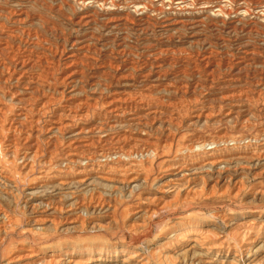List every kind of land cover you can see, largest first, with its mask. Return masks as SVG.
Here are the masks:
<instances>
[{"label": "rangeland", "instance_id": "obj_1", "mask_svg": "<svg viewBox=\"0 0 264 264\" xmlns=\"http://www.w3.org/2000/svg\"><path fill=\"white\" fill-rule=\"evenodd\" d=\"M11 1L12 0H0V9L2 10V11L0 10V33H1L0 43H4V42L7 43L8 42L7 45H8V48L10 51H12L14 53H18V54L22 53L23 55H26L29 58L32 57L31 59H29L31 65L29 66L30 68H28L27 73L25 74V78H26L25 82H23L24 84H26V83L27 84L26 85L20 84V85H22L21 89L25 88L24 86H26V88H29V86H31V87L33 86L32 89L38 90V91L40 90L39 91L40 93L37 94L38 96H36V94H33L32 96H30L29 99L22 98L23 100L21 99V101H20L21 105H25V107H27L29 104H37V102L41 99V97H40L41 95L46 97V102L48 100L47 104H50V105L52 104V106H49L48 112L50 114L57 113L58 110H59L58 111V113H59L64 107L67 108V107L71 106L70 108L73 109L74 105H76V106L79 105L76 102H80V101H85V103L87 105L91 104L94 106L96 104L95 106H97L98 110L96 111L97 113L96 112L94 113L95 117L94 116H88L87 117V120H88L87 124H90L91 121L95 120V122H96L97 119L100 120L98 122H102L103 120H105V118H104L105 115H108L107 114L108 109L106 107L107 104H105L108 98L117 96V97H122V98L124 97V99L129 98V100L132 98L131 99L132 101L136 100V104L138 105V106L136 105V108H138V109H135L136 112L139 111V112H141L140 113L141 115L143 114L142 115L143 119L145 117V120H143V122H145V124L147 123V121L149 119V121H148L149 123L147 125H145L144 127L143 126L141 127L142 130L145 129L147 131L146 132L144 130L146 133V141L154 142L156 144L160 142L157 145L159 146V148H161V150L163 149L162 150L163 154H162L161 159H159L157 162H155V164H153L152 166L146 165L148 167L144 166L142 169L143 172L144 171L147 172V173L144 172L145 174L153 173V174H149L151 179H153L154 175L159 170L158 168H159V166H161V164H163L165 162L174 161L175 159H181V156L183 155L182 151H183L184 145L189 144L190 142H193V141L194 142L206 141V142L212 144V145H210V147H212L214 145V141L216 140V142H217L216 149L218 148L217 149L218 154L221 153L222 155H226V156L231 155L233 157L240 156L242 158H244V157L247 158V157H250V155L252 154L253 151L258 149V146L260 145V139L262 140L264 138V20H263L264 18L258 13L259 10H255V3L257 0L256 1L255 0H253V1L247 0L248 1L247 5H249V6H247V7H249L248 9L250 10L253 8L252 9L253 11L252 10L250 11V15H249L250 17L246 16V17H244V19L234 15V9L236 8L235 6L237 4L241 3L240 0H233V1L228 0L226 2H223L225 0H219V1L218 0H211L213 3H216L217 5H223L224 3H226V7H227L226 12L228 14L227 15L224 14L222 16L224 18L223 19L224 21L222 20V17H215L212 15L211 10L215 11L216 8L201 9L200 3H202V2L204 3L207 0H197V1L191 0L192 2L191 1L190 2L192 5L190 7L185 8V9L181 8L178 5L179 0H172V1L163 0L164 2L162 1V4H161V0H159V2H158V0H113L112 3L114 2V4H115V6L113 4V7H108V6L104 7L105 10H104V8L90 9V11H88V15H89V17H91L90 18L91 21H89L88 25H86V26H83V25L79 26L76 24V22H77L76 21L77 20L76 19L77 14H75L76 12L73 13L70 10L71 4H69L63 0H60V1H58V0H35V1L29 0L30 2H28V0H24V1L23 0H21V1L20 0H18V1L13 0L12 2ZM19 1L22 3L20 4ZM121 1H122V3H121ZM124 1H127V2L124 3ZM139 1L144 2V4L148 7L146 10V13H145L146 15L144 14V16H135L133 13H131L132 12L131 3L139 2ZM148 1H150L151 3H149ZM154 2L156 5L154 4ZM228 2H230V3H228ZM231 2H232V5L234 7H232ZM16 3L18 6L16 5ZM117 3H118V6H117ZM9 5H10V8H9ZM27 5H28V8H27ZM59 5H62V7ZM228 5H230L231 7ZM18 7H22V8L24 7L25 8L26 13H28L27 14L28 17L30 16L28 18L29 20H27V18H25L26 20L24 18L18 19L16 17V15H15L16 11L15 10H17ZM113 8H116V9H113ZM60 9H62V10H60ZM68 9L71 13H69ZM192 9H195V10H192ZM73 10H75V9L73 8ZM10 11H12L13 13ZM104 11H105V13H104ZM122 11H124V12H122ZM163 12H164V14H163ZM101 13H104V14H101ZM127 13H128V15H127ZM131 14L133 15V17ZM95 16H97V17H95ZM254 16H256V17H254ZM135 17H136V19H135ZM138 17H139V19H138ZM8 18H12V19L14 18V21L12 19H8ZM35 18H37V19H35ZM248 18H250V19H248ZM22 19H23V21L25 20L26 22L25 21L21 22ZM111 19L112 20L114 19L113 20L114 22L111 21ZM122 19H124V20H122ZM186 19H188L189 22ZM195 19H197L196 22L194 21ZM198 19H200V21ZM18 20H20V21H18ZM167 20H168V22H167ZM236 20H238V21H236ZM257 20H260L261 22L257 21ZM69 21H71L70 24H69ZM192 21H194V22H192ZM11 22H13V23H11ZM19 22H20V24H19ZM95 22H96V24H95ZM103 22H104V24H103ZM121 22H123V23H121ZM164 22L166 24L168 23V25H166ZM197 22L198 23L202 22V23H200L201 25L199 24L200 25L199 26V25H197L198 24ZM235 22H238V23H236L238 25H236ZM178 23H180V24H178ZM21 24H22V26L23 25L24 26L22 27ZM121 24H123L124 26ZM185 24H187V25H185ZM113 25H115V26H113ZM194 25H195V27H194ZM117 26H118V28H117ZM228 26H230V27H228ZM28 27H32V28H28ZM106 27H110V28H106ZM232 27H234V28H232ZM82 28H83V30H82ZM174 28H176V29H174ZM77 29H79V30H77ZM174 30H176V31H174ZM19 31H23V32L19 33ZM4 33H6V34H4ZM76 33H79V34L77 35ZM17 34H18V36H17ZM90 37H91V39H90ZM8 38H10V39H8ZM4 39H6V40H4ZM64 39H67V40H64ZM74 39H78L80 41L81 40L83 41V39H84L85 48L83 51L77 53V58L75 60V64L77 67L78 74L76 75V79L74 80L75 84H73V85H75L73 87V91H74L73 93H76V94H72L71 95L72 97H71L68 94L69 85L62 80H63V75H64V68L63 67H65V62H64L65 53H64V51L66 52L67 51L66 48L71 47L70 45H71V43H73ZM86 43H87V45H86ZM36 45L38 48L36 47ZM1 57L0 58L2 60L0 59V62L4 61L6 59V56L4 54L1 55ZM32 59H33V61H31ZM42 59H44V60H42ZM108 61H109V63H108ZM116 63H118V65ZM40 64H41V66H40ZM133 64H134V66H133ZM150 66H151V68H150ZM35 67H36V69H35ZM50 67H51V70H50ZM131 67H133V68H131ZM58 68H60V69L58 70ZM141 70L143 71V73H141L142 72ZM113 71H114V73H113ZM123 71H126V72L124 73ZM81 73H82V75H81ZM118 73H119V75H118ZM143 75H145V78ZM147 75H149V76L147 77ZM156 75H158V76H156ZM53 76H55V78ZM80 76H82V78ZM33 77H35V78H33ZM139 77H141V78H139ZM156 77H159V78L157 79ZM76 80H77V83L79 85L76 83ZM110 82H112V83H110ZM116 82L118 83L117 85H116ZM132 82H134L135 84ZM10 84L14 86V84H12L10 82L9 83H3L0 81V86L3 87V88L0 87V102L6 107L7 110H9V112L6 113V115L4 116L5 118L4 117L0 118V130H1V132H0L1 133L0 134V159L3 158V154L7 153V151H8L7 149H9V147H11L12 144H14L13 142H16V140L18 139L16 134H14V133H12V131L8 130V125L10 124V121L13 118V114H14L13 111H15V109H16L15 106L10 101L8 95L9 94L11 95V93H13L14 91L17 90V89H15V87L11 86ZM32 84H34V85H32ZM57 84H59V85H57ZM155 84H157V85H155ZM5 85H6V87H5ZM20 85H19V88H20ZM55 85H56V87H54ZM65 85H68V86H65ZM95 85H96V88H95ZM100 85L101 86L103 85V86L101 87ZM158 85H160V86H158ZM140 86L142 87V89ZM154 86H156V87L154 88ZM91 87H94L95 89L91 88ZM61 88H63V89H61ZM108 88H109V90H108ZM54 89H55V91H54ZM80 89H81V91H80ZM103 89L105 90V92ZM144 89H146V91ZM152 89H155V90L153 91ZM184 89H186V90H184ZM10 90H11V92H9ZM126 90H128V92H126ZM192 90H194V92ZM106 91H107V93H106ZM175 91H176L177 95L175 94ZM54 92H55V94H54ZM102 92H103V94H102ZM173 92L175 95L173 94ZM98 93H99V95H98ZM1 94H2V96H1ZM39 94H40V96H39ZM109 94H111V95H109ZM231 94L233 96V97L231 96L232 98L229 96ZM225 95L227 97L228 96L229 97L228 98L223 97L224 98V100H223L222 96H225ZM96 96H98V97H96ZM137 96H139V97H137ZM38 97H39V99H38ZM147 97H149V98L147 99ZM174 97L176 99H174ZM192 97H193V99H190ZM15 98H16V96H15ZM33 99H35V100H33ZM59 99H61L62 102ZM145 99H146V101H145ZM225 99H227V100H225ZM152 100L154 102H150ZM169 101L172 104L171 103L168 104ZM160 102L162 103V105ZM221 102H222V104H221ZM168 105L170 106V108L168 107ZM166 106H167V108H166ZM184 106H186V107H184ZM141 107H142V109H141ZM189 107H192V108H189ZM196 107H198V108H196ZM12 108H14L13 111H12ZM50 108H52V109H50ZM199 108L203 109L206 112V118L201 119L199 121H196L193 118V116H194L193 114H195V112L198 111ZM155 109H157L156 113L154 111ZM50 110H52V112ZM140 110H142V111H140ZM217 110H219V111H217ZM243 110L245 112H243ZM152 111H154V112H152ZM180 111L182 112V114ZM192 111H194V112H192ZM246 111H248V112H246ZM218 112H219V114H218ZM179 113L181 114V116ZM227 113H229V116L223 118L225 116V114H227ZM230 113H231V115H230ZM246 113H248V114L246 115ZM155 114H156V116H155ZM169 114H170V116H169ZM190 114H191V116H190ZM96 115H97V117H96ZM165 115H166V117H165ZM150 116H152V117L150 118ZM172 116H174L175 118H173ZM187 116L189 118H187ZM89 117H90L91 121H89L90 120V119H88ZM236 117H237V120H235ZM168 118H169V120H168ZM162 119H164V120H162ZM177 119H178V121H176ZM179 119H180V121H179ZM245 119L247 121L244 122L243 120H245ZM151 121H152V123H151ZM159 121L161 122V126L158 123ZM190 121H192V122H190ZM203 121H205V123ZM125 122L126 121H123L121 124L114 127L115 129L117 127V132L114 128H111V129L108 128L110 131L107 129V127L104 128V132H103L104 134L100 135V137L104 136L106 133H107L106 134L107 137L109 136L105 141L103 140L104 145H101L103 141H102V139H100L99 143L94 144L93 147L90 149V151H88V153L89 152L95 153V152H98L100 150L105 151V152H112L116 149L114 147H118L120 145V143H122V141H123L122 139H124V138H126V139H124L126 142L134 143L136 140L133 141V139H135V137H138L137 132H139L138 130L140 129V127L138 128L136 125H134V124L132 125V123H130L131 125H129V124H126ZM166 122H168V123H166ZM175 123L177 124V126ZM200 123H201V125H200ZM156 124H158V125L156 126ZM193 125L194 126L196 125V126L194 127ZM118 126H120L122 128L124 126L126 128L125 129L123 128L124 129L123 130L122 128H120ZM129 126H132V127H129ZM133 127L134 128L137 127V128H135V130H134ZM168 127H169V129H168ZM185 128H186V130H185ZM149 129L151 131L153 130L152 133H151V131H149ZM113 130H114V132H112ZM125 130H126V132H125ZM131 131H132V133H131ZM2 132H3V134H2ZM113 133L115 135H113ZM130 134H131V136H130ZM165 135H166V137H165ZM3 136L6 138H4ZM67 136H68V134L63 135L64 138H66ZM113 136H114V138H113ZM118 136H119V140L116 139V138H118ZM125 136H127L128 138ZM63 137H57L56 140L54 139L55 141L52 139L53 141L50 142V145L55 144L54 148L49 149L50 146L48 145L49 146L48 147L46 145V150L49 149L48 152H52L51 154H52V157L54 159L62 158L61 156L64 154L63 153L65 151L64 144H62L63 141L61 140ZM132 137H133V139H132ZM224 137H226V138H224ZM249 137H250V139H248ZM192 138H193V140H192ZM239 138H241V139H239ZM2 139L4 141H2ZM120 139H121V141H120ZM164 140H165V142H164ZM224 140L227 141L226 142L227 144L225 143ZM232 140H233V142H232ZM241 140H243V141H241ZM218 142H219V144H218ZM250 142H253V143L250 144ZM6 143H7V145H6ZM243 143H244V145L247 143L245 145L246 146L245 148H244ZM220 144H221V146H220ZM230 144H232V145H230ZM239 144H240V146H239ZM59 145H61V146H59ZM56 146L59 147V149ZM247 146H248V148H247ZM234 147L237 149H235ZM1 148L4 151H2ZM222 150H223V152H222ZM165 151H167V152H165ZM46 153H47V151H46ZM177 153H179V154H177ZM244 155H246V156H244ZM202 158H204L203 155L198 154V152L197 153L195 152L193 155H191L189 157H185L186 162H188V164L193 165L192 168H190V169L194 170L193 172L192 171L190 172L191 175H194V176H190V177H193L192 178L193 180H190V181H194L189 186V189H191V192L192 191L194 192V193L192 192V195H191L192 197L191 196L188 197L190 199L182 198V191H184V189L187 187V185L184 184V182L187 181V179H182V180L180 179L179 181H181V182H173L169 187H167V188L163 187L164 195L162 196L163 201L160 203V206L162 205L160 207V208H162V209H160V211L158 208L155 207V205L151 206V205H147L145 202L141 203V200L138 198H136V199L133 198L134 201L129 200V199L128 200L125 199V201H124V199H121L122 200L121 201L122 206L120 204H117V208L120 206L121 207L118 209V211L120 213L118 212L116 214L117 218H115V220L109 219L108 215L106 213H103V212H100L102 214H100L98 212L99 213L98 214L97 212L91 213V211H87L86 212L87 214L85 212H84V214H82V219H83L82 226L84 225L83 227H81L82 229L79 228L78 231L77 230L74 232L72 231V233H71V231L70 232L69 231L64 232L65 234L61 233L63 231H62V228H59V227H57V229L49 227L48 228L49 230L48 229L46 230V234L44 235V233H43L42 236H40L41 234L40 233L38 234V232L37 233L34 231L28 232L26 229L29 230L31 228L30 226L32 224L31 223V221H32L31 216L32 215L29 213L28 209L23 208V201L22 200L17 201V199H18V198H16L17 193H13V195H12V193L9 194V192L6 194L4 193L7 190H5L4 187H2V184H1L2 182L0 181V214H1V212L4 211L3 213L5 214V216L7 215L6 221L8 220L7 222H5L4 221L5 219L0 216V234L3 233L2 234L3 238L0 235V244H1V246H0V264H7L8 261H6V260H8L9 257L16 252V248H14V247L17 245L18 241L20 242V240L22 238H23V240L21 242H23V241H24V243L33 242L34 244L31 243V245L36 246V247H41L43 245H46V246H51V247L52 246L53 247L54 246L55 247H61V246H68V247L98 246V247L103 248L102 249V252H103L102 256L92 257L90 259L92 261L91 264H97V263L98 264H122L121 258H123V255H122L123 251H121L120 249H113V247L115 245H119L121 243H125V244L129 243L130 244L132 242V244H130V245L136 249V250L135 249L134 250L140 255V258L143 255V257L145 259H147V260L149 259L148 260V261H150L149 264H152L154 262L153 261L154 259H152L153 258L151 256L152 253L150 254V252L151 251L153 252V250H154V252L158 251L159 253L157 252V254H160V253L162 254L165 252L164 249H161L163 246L161 245L162 246L161 247L160 244L162 242L165 243L164 238L168 237L169 232L174 230V227L176 226L175 225V219L176 218H180V219L182 218V220H181L182 222L184 221V222L196 223L198 225L203 226L204 229L211 228V229L215 230L214 232L218 236H220L222 234L224 235L225 233H227L226 231H228V228H227L228 223H234L237 220L241 221L242 219L244 221H247V220H250L253 218H257L258 214L262 212L261 210H264V195L261 194V195L253 196L252 190H254L257 187V185H255V184H257L258 181L262 180L260 186H261V189L264 191V176H263L264 174L262 176H260L261 178L260 177H254L255 172L251 168L252 163L250 164V162H248L247 159L242 160L244 162H242V161L236 162L238 164H236L235 162L231 163L228 165L229 166L228 168L226 166V167H224L225 170H224V168H222L223 171L220 169L219 172L211 170V169H202L201 168L202 166L200 163L203 160ZM192 159H194V160H192ZM163 160H164V162H163ZM197 165H199V167ZM237 165H239V166H237ZM243 165L245 167L247 166V170L245 169V167ZM248 166H250V168ZM259 169H260V167H258V169L256 171L257 173H259V171H260ZM242 170H244V171H242ZM237 171L239 172V174L238 173L236 174ZM240 171H242V173ZM246 171H248V172H246ZM219 174H221L225 179L228 177L225 181H240V182L242 181L245 185L243 184V189H242L241 193L236 197H232L233 192L228 191L226 193H222L221 188L219 186L211 188V185H213L212 182L216 181L217 177H220ZM228 174L229 175L233 174V176L231 175L232 179ZM195 175H197V176H195ZM149 181H152V180H149ZM99 183H102V182H99ZM98 187H100V189H101V186H98ZM144 190H145L144 194L149 195L150 197L153 196L156 192L154 187L151 185V182H149L146 185ZM101 191L102 190H100V192ZM10 195H12V196H10ZM13 198H16V199H13ZM123 202H125V204ZM138 202L140 205H142L143 208H152V209L156 210L157 215H155V217L156 216L157 217L156 218L154 217L153 221H152V219L148 220L147 216L144 213V214H142L143 218L141 216L138 219H136V216L132 215V212L130 211V209H131L130 205L135 204V203L138 204ZM163 203H164V205H163ZM118 205H120V206H118ZM127 206L128 207L130 206L129 209ZM147 206H149V207H147ZM121 209H124V210H121ZM127 210H128V212H127ZM95 213H96V215H95ZM262 213H264V211ZM89 215H90V217H89ZM223 215H226L227 217L222 219L221 217H223ZM10 220H11V223H10ZM107 220H108L109 224L107 223ZM12 221H14L15 223ZM145 221L148 222L149 224L146 223ZM150 221H152V222H150ZM91 222L93 223V225ZM110 222H112V223H110ZM113 222L115 224H113ZM154 222H156V223L154 224ZM10 224H12V225H10ZM99 224H100V226H99ZM106 224H108V225H106ZM151 224H153V225H151ZM17 225L18 226L20 225V226L18 227ZM128 225H130V226L136 225L135 227L137 229L134 228V231L131 233V235L133 234L132 237L128 233V231H129ZM3 226L4 227L9 226L8 229L6 228L7 230H5V232L3 231ZM88 226H91V227H88ZM92 226H94L95 230L92 229L93 228ZM20 227H22V228L20 229ZM84 227L86 228V231H85ZM90 228L92 229V231ZM96 228L98 230H96ZM104 228H106V229H104ZM177 228H179V226H177ZM54 229H55V231H54ZM148 229H150V230H148ZM87 230L89 232H87ZM136 231L138 232V234ZM7 232H9V233H7ZM77 232H80V233H77ZM160 232L161 233L163 232V233L161 234ZM4 233H6V234H4ZM19 233H21V234H19ZM23 234H25V235H23ZM26 234L28 236H26ZM5 235H6V237H5ZM80 235H81V237H80ZM136 237H137V239H136ZM31 238H32V240H31ZM2 239L3 240L5 239L4 241L7 243L8 247L10 245V248L7 247L8 250L5 248L6 243H4V241ZM134 239H136V241ZM27 240H29V241H27ZM137 240L139 242H137ZM261 240L264 241V236H260L259 239L256 240V242L254 243V248L256 247L257 250H255L253 248L254 252H253V250H252V252L254 254L250 253L248 255V257H246V256L244 257V254L240 253V251H238V250H235V251L229 250V252H228L227 249H224V248L218 252L213 251L212 254H209L206 256L205 255L204 256L201 255L202 257L201 256L200 257L194 256L195 258L192 256V254L193 253L198 254V253H201V251L199 249H197V250L193 249V250L187 251L184 255L185 258H187L188 260L183 258V255L180 254L181 251H183V250L176 249L172 252V255H174L173 257H175V255H177L176 257L178 258V261L175 259L174 264H186V263L188 264L192 261L194 262V264H197L195 262L196 259H200V261L198 262L199 264L200 263L201 264H213V263L214 264H234V263L236 264L237 262H238L237 264H241V263L242 264H247V263L256 264L258 262V260H259V262L257 264H260V263L264 264V261H263L264 255H262V254H264V251H263L264 247L262 246L263 249L261 247L259 248V244L260 243L262 244V242H263ZM39 241H41V242H39ZM15 243H16V245H15ZM158 244H159V246H158ZM3 246H5V247H3ZM140 248L143 250H141ZM157 248H158V250H157ZM93 250L95 252H97L99 249H93ZM255 251L257 253H255ZM114 252H116V253H114ZM235 252H237V254L238 255L240 254V255L238 256ZM140 253H142V254H140ZM189 253H191V254H189ZM93 255H95V254H93ZM113 255L116 258H114ZM180 255H182V257ZM240 256H242V257H240ZM218 257H220V258H218ZM231 257H232V259H231ZM98 258L100 259V261H98V262L95 261ZM206 258L209 260H207ZM260 258H261V260H260ZM179 259L181 260L180 262H179ZM183 259H185L186 263L184 262ZM153 264H157V263L154 262Z\"/></svg>", "mask_w": 264, "mask_h": 264}, {"label": "bare ground", "instance_id": "obj_2", "mask_svg": "<svg viewBox=\"0 0 264 264\" xmlns=\"http://www.w3.org/2000/svg\"><path fill=\"white\" fill-rule=\"evenodd\" d=\"M13 1V0H12ZM11 1V2H12ZM18 1V0H16ZM21 1V0H20ZM19 1V2H20ZM24 1V0H23ZM35 1V0H34ZM60 1V0H58ZM69 4H71L70 6V10L77 14V22L76 24L81 26H86L88 25L90 18L88 15V11H90V9H95V8H104V7H113L114 2L112 3L113 0H63ZM161 0V4H162ZM172 1V0H169ZM189 1V2H188ZM191 0H179L178 1V5L181 8H187L190 7L192 4L190 2ZM197 1V0H196ZM219 1V0H218ZM228 0H225L223 2H226ZM233 1V0H231ZM241 3L237 4L234 9V15H236L237 17L243 18L248 16L250 17V11L253 9H248L249 5H247V0H240ZM239 1V2H240ZM253 1V0H252ZM256 1V0H255ZM28 2H30L28 0ZM33 2V1H32ZM127 1H124V3ZM149 3H151L150 1H148ZM153 2V1H152ZM159 2V0H158ZM164 2V1H163ZM222 2V3H223ZM14 3V2H13ZM22 2H20L21 4ZM122 3V1H121ZM157 3V2H156ZM230 3V2H228ZM19 4V3H18ZM147 4V3H146ZM155 4V2H154ZM164 4V3H163ZM177 4V3H176ZM175 4V5H176ZM15 5V4H14ZM17 5V3H16ZM56 5V4H55ZM128 5V4H127ZM132 5V12L135 16H144V14L146 13L147 10V6L144 4V2H133L131 3ZM148 5V4H147ZM156 5V4H155ZM173 5V4H172ZM201 5V9H212V8H216L215 11L211 10L212 15L215 17H222L224 14L227 15L228 13L226 12V3H224L223 5H217L216 3H213L211 0H207L204 3H200ZM232 5V2H231ZM251 5V4H250ZM18 6V5H17ZM21 6V5H20ZM24 6V5H23ZM31 6V5H30ZM62 7V5H59ZM58 6V7H59ZM115 6V4H114ZM118 6V3H117ZM150 6V5H149ZM195 6V5H194ZM230 6V5H228ZM60 7V8H61ZM65 7V6H64ZM63 7V8H64ZM75 10H73V8ZM121 7V6H120ZM154 7V6H153ZM200 7V6H199ZM231 7V6H230ZM232 7H234L232 5ZM10 8V5H9ZM28 8V5H27ZM57 8V7H56ZM127 8V7H126ZM251 8V7H250ZM116 9V8H113ZM112 9V10H113ZM122 9V8H121ZM231 9V8H230ZM1 10V9H0ZM14 10V9H13ZM62 10V9H60ZM105 10V8H104ZM107 10V9H106ZM129 10V9H128ZM195 10V9H192ZM255 10H259L258 13L264 18V0H257L255 3ZM2 11V10H1ZM15 15L16 17L19 18H27V20H29L28 18V13H26L25 8L23 7H18L17 10H15ZM59 11V10H58ZM69 11V9H68ZM114 11V10H113ZM253 11V10H252ZM12 12V11H10ZM30 12V11H29ZM103 12V11H102ZM124 12V11H122ZM127 12V11H126ZM130 12V11H129ZM128 12V13H129ZM160 12V11H159ZM177 12V11H176ZM193 12V11H192ZM191 12V13H192ZM209 12V11H208ZM233 12V11H232ZM13 13V12H12ZM69 13H71L69 11ZM90 13V12H89ZM105 13V11H104ZM101 13V14H104ZM112 13V12H111ZM127 13V15H128ZM197 13V12H196ZM257 13V12H256ZM51 14V13H50ZM164 14V12H163ZM184 14V13H183ZM188 14V13H187ZM198 14V13H197ZM252 14V13H251ZM9 15V14H8ZM74 15V14H73ZM132 15V14H131ZM146 15V14H145ZM186 15V14H185ZM230 15V14H229ZM253 15V14H252ZM40 16V15H39ZM102 16V15H101ZM122 16V15H121ZM120 16V17H121ZM41 17V16H40ZM72 17V16H71ZM97 17V16H95ZM110 17V16H109ZM112 17V16H111ZM118 17V16H117ZM119 17V18H120ZM123 17V16H122ZM121 17V18H122ZM127 17V16H126ZM133 17V15H132ZM148 17V16H147ZM167 17V16H166ZM205 17V16H204ZM232 17V16H231ZM236 17V18H237ZM256 17V16H254ZM114 18V17H113ZM165 18V17H164ZM262 18V19H263ZM8 19H12V18H8ZM37 19V18H35ZM41 19V18H40ZM43 19V18H42ZM69 19V18H68ZM103 19V18H102ZM110 19V18H109ZM118 19V18H117ZM129 19V18H128ZM136 19V17H135ZM139 19V17H138ZM173 19V18H172ZM190 19V18H189ZM203 19V18H202ZM212 19V18H211ZM210 19V20H211ZM224 18L222 17V20ZM230 19V18H229ZM242 19V20H243ZM250 19V18H248ZM261 19V18H260ZM14 21V18L12 19ZM26 20V19H25ZM24 20V21H25ZM33 20V19H32ZM44 20V19H43ZM70 20V19H69ZM114 20V19H113ZM111 19V21H113ZM124 20V19H122ZM121 20V21H122ZM126 20V19H125ZM142 20V19H141ZM175 20V19H174ZM188 22L189 20L186 19ZM197 19H195L194 21L196 22ZM200 21V19H198ZM205 20V19H204ZM203 20V21H204ZM209 20V21H210ZM213 20V19H212ZM247 20V19H246ZM252 20V19H251ZM264 20V19H263ZM20 21V20H18ZM23 21V19L21 20V22ZM23 21V22H24ZM35 21V20H34ZM103 21V20H102ZM118 21V20H117ZM192 21V22H194ZM202 21V22H203ZM206 21V20H205ZM224 21V20H223ZM238 21V20H236ZM260 21V20H257ZM26 22V21H25ZM31 22V21H30ZM37 22V21H36ZM35 22V23H36ZM71 21H69L70 24ZM73 22V21H72ZM110 22V21H109ZM114 22V21H113ZM124 22V21H123ZM121 22V23H123ZM126 22V21H125ZM128 22V21H127ZM139 22V21H138ZM168 22V20H167ZM200 22V23H202ZM208 22V21H207ZM231 22V21H230ZM233 22V21H232ZM240 22V21H239ZM261 22V21H260ZM13 23V22H11ZM15 23V22H14ZM38 23V22H37ZM74 23V22H73ZM108 23V22H107ZM165 23V22H164ZM174 23V22H173ZM183 23V22H182ZM198 23V22H197ZM200 23H198L197 25H199ZM210 23V22H209ZM224 23V22H223ZM238 22H235V24ZM20 24V22H19ZM29 24V23H28ZM40 24V23H39ZM75 24V25H76ZM92 24V23H91ZM96 24V22H95ZM102 24V23H101ZM104 24V22H103ZM166 24V23H165ZM171 24V23H170ZM180 24V23H178ZM191 24V23H190ZM37 25V24H36ZM118 25V24H117ZM123 25V24H121ZM168 25V23L166 24ZM172 25V24H171ZM175 25V24H174ZM183 25V24H182ZM187 25V24H185ZM201 25V24H200ZM199 25V26H200ZM203 25V24H202ZM238 25V24H236ZM22 26V24H21ZM20 26V27H21ZM24 26V25H23ZM22 26V27H23ZM26 26V25H25ZM32 26V25H31ZM35 26V25H34ZM102 26V25H101ZM115 26V25H113ZM124 26V25H123ZM184 26V25H183ZM231 26V25H230ZM228 26V27H230ZM248 26V25H247ZM27 27V26H26ZM33 27V26H32ZM32 27H28V28H32ZM45 27V26H44ZM89 27V26H88ZM87 27V28H88ZM179 27V26H178ZM181 27V26H180ZM187 27V26H186ZM193 27V26H192ZM195 27V25H194ZM235 27V26H234ZM232 27V28H234ZM19 28V27H18ZM86 28V29H87ZM106 28H110V27H106ZM113 28V27H112ZM118 28V26H117ZM124 28V27H123ZM17 29V28H16ZM37 29V28H36ZM101 29V28H100ZM168 29V28H167ZM173 29V28H172ZM176 29V28H174ZM180 29V28H179ZM183 29V28H182ZM192 29V28H191ZM18 30V29H17ZM76 30V29H75ZM79 30V29H77ZM83 30V28H82ZM16 31V30H15ZM28 31V30H27ZM26 31V32H27ZM109 31V30H108ZM176 31V30H174ZM193 31V30H192ZM23 32V31H19ZM51 32V31H50ZM71 32V31H70ZM69 32V33H70ZM78 32V31H77ZM84 32V31H83ZM88 32V31H87ZM86 32V33H87ZM110 32V31H109ZM25 33V32H24ZM80 33V32H79ZM79 33H76L77 35ZM89 33V32H88ZM6 34V33H4ZM15 34V33H14ZM248 34V33H247ZM1 35V33H0ZM70 35V34H69ZM18 36V34H17ZM24 36V35H23ZM81 36V35H80ZM88 36V35H87ZM91 36V35H90ZM4 37V36H3ZM9 37V36H8ZM12 37V36H11ZM2 38V37H1ZM192 38V37H191ZM10 39V38H8ZM91 39V37H90ZM6 40V39H4ZM3 40V41H4ZM46 40V39H45ZM67 40V39H64ZM30 41V40H29ZM70 41V40H69ZM92 41V40H91ZM64 42V41H63ZM66 42V41H65ZM8 43V42H7ZM6 42L4 43H0V57L1 55H5L6 56V61H2L0 62V81L3 83H12L14 84L11 85L13 87H15V89H17L16 91H14L13 93H11V95L9 94V99L12 102V104L15 106V111L14 108H12V111L14 112L13 114V118L10 121V124L8 125V130L12 131V133L17 135V140L16 142H13L14 144H12L11 147H9V149H7V153L3 154V158L0 159V181L2 182V187L5 188L4 193H17V201L22 200L23 201V208H26L29 210V213L32 215L31 217V228L28 230L26 229L28 232H38V234L40 233L42 236V234L44 233V235L46 234V230L49 227L52 228H62L61 233L64 232H70L72 233V231H78L79 228L83 227L82 226V214H84V212L86 213L87 211H91L92 212H103L106 213L108 215V218L111 220H115V218H117L116 214L119 212L118 209L122 206L121 205V199H129V200H133V198H138L141 200L142 202H145L147 205H155L156 208L162 209L160 208V203L163 201L162 196L164 195V191H163V187H169L173 182H181L179 181L180 179H187V181L184 182V184L187 185V187L184 189V191H182V198H188L192 195L191 189H189V186L194 182V181H190L193 180V177L190 176H194L191 175L190 172L194 171L192 168L193 165L188 164V162H186L185 157H189L191 155H193L195 152L198 154L203 155L204 158H202L203 160L200 162L201 163V168L202 169H211L214 171L219 172L220 169L222 170V168L229 167L228 165L231 163H236L238 161H242V160H248V162H250L251 164V168L252 170H254V177H260L264 174V138L261 140L260 139V145L258 146V149H256L255 151L252 152V154L250 155V157L247 158H242L240 156L237 157H233V156H226V155H222L221 153L218 154L217 152V142L216 140L214 141V145L212 147H210V143L206 142V141H197V142H190L189 144L184 145L183 148V155L181 156V159H175L174 161H170V162H165L163 164H161V166H159V170L156 172V174L154 175L153 179L150 178L149 174H153V173H149V174H145L147 173L146 171H142L143 167L146 165L152 166L153 164H155V162H157L159 159H161L162 157V150L161 148H159V146L157 144L159 143H154V142H148L146 141V133L144 130L141 129V127L147 125L149 122V119L147 121V123L145 124V122H143V120H145V117L143 119V114L141 115V112H136L135 109L136 108V100L132 101L131 99L129 100V98H125L124 97H110L107 99L106 103L107 104V109H108V115H105V120H103L102 122H98L100 120L97 119V121H91L90 117L88 119H90L89 121L90 124H87V117L88 116H94L95 117V112L98 110L97 106H93V105H87L85 103V101H80V102H76L79 105L76 106L74 105L73 109H71L70 107H64L59 113L57 111V113H52L50 114L49 111V106H52V104H47L48 100L46 102V97H44L43 95L39 96L41 97V99L37 102V104H29L27 107H25V105H21L20 101L22 98H26L29 99L30 96H32L33 94H36V96H38L37 94L40 93L38 90H34L32 89L31 86H29V88H26V86H24L25 88L21 89L20 84H24L23 82H25V74L27 73L28 68H30L29 66L31 65L30 60L31 58H29L26 55H23L22 53H14L12 51L9 50L8 45ZM32 45V44H31ZM87 45V43H86ZM40 46V45H39ZM65 46V45H64ZM68 46V45H67ZM71 47L67 49V51L64 55V62H65V67L64 68V75H63V80L64 82H66L69 85V92L68 94L71 96L72 94H76L73 93V87L75 85L74 80L76 79V75L78 74L77 72V67L75 64V60L77 58V53L81 52L84 50L85 48V44H84V39L83 41L78 40V39H74L73 43H71L70 45ZM25 47V46H24ZM37 47V45H36ZM35 48V47H34ZM38 48V47H37ZM88 48V47H87ZM86 48V49H87ZM26 49V48H25ZM24 49V50H25ZM20 50V49H19ZM22 50V49H21ZM35 50V49H34ZM51 51V50H50ZM88 51V50H87ZM35 53V52H34ZM26 54V53H25ZM36 54V53H35ZM43 54V53H42ZM33 55V54H32ZM55 55V54H54ZM38 56V55H37ZM80 56V55H79ZM2 58V57H1ZM0 58V59H1ZM34 58V57H33ZM46 59V58H45ZM2 60V59H1ZM35 60V59H34ZM44 60V59H42ZM33 61V59L31 60ZM47 61V60H46ZM60 61V60H59ZM109 63V61H108ZM80 64V63H79ZM118 65V63H116ZM107 65V64H106ZM109 65V64H108ZM120 65V64H119ZM124 65V64H123ZM41 66V64H40ZM134 66V64H133ZM53 67V66H52ZM118 67V66H117ZM125 67V66H124ZM49 68V67H48ZM133 68V67H131ZM151 68V66H150ZM36 69V67H35ZM53 69V68H52ZM56 69V68H55ZM54 69V70H55ZM60 68H58L59 70ZM111 69V68H110ZM120 69V68H119ZM118 69V70H119ZM34 70V69H33ZM51 70V67H50ZM102 70V69H101ZM117 70V69H116ZM125 70V69H124ZM63 71V70H62ZM110 71V70H109ZM112 71V70H111ZM137 71V70H136ZM142 71V70H141ZM124 73L126 71H123ZM155 72V71H154ZM59 73V72H58ZM57 73V74H58ZM114 73V71H113ZM143 73V71L141 72ZM157 74V73H156ZM82 75V73H81ZM119 75V73H118ZM115 76V75H114ZM145 78V75H143ZM149 75H147L148 77ZM158 76V75H156ZM55 78V76H53ZM82 78V76H80ZM124 77V76H123ZM138 77V76H137ZM32 78V77H31ZM35 78V77H33ZM125 78V77H124ZM127 78V77H126ZM141 78V77H139ZM143 78V77H142ZM157 79L159 77H156ZM52 79V78H51ZM147 79V78H146ZM155 79V78H154ZM60 80V79H59ZM78 80V79H77ZM76 80V83H77ZM141 80V79H140ZM156 80V79H155ZM30 81V80H29ZM55 81V80H54ZM133 81V80H132ZM28 82V81H27ZM49 82V81H48ZM129 82V81H128ZM140 82V81H139ZM144 82V81H143ZM142 82V83H143ZM54 83V82H53ZM112 83V82H110ZM134 83V82H132ZM2 84V83H1ZM27 84V83H26ZM24 84V85H26ZM37 84V83H36ZM60 84V83H59ZM57 84V85H59ZM78 84V83H77ZM109 84V83H108ZM118 83L116 82V85ZM135 84V83H134ZM133 84V85H134ZM153 84V83H152ZM228 84V83H227ZM20 85V88H19ZM34 85V84H32ZM38 85V84H37ZM65 85V86H68ZM79 85V84H78ZM114 85V84H113ZM123 85V84H122ZM157 85V84H155ZM43 86V85H42ZM46 86V85H45ZM101 86V85H100ZM103 86V85H102ZM101 86V87H102ZM111 86V85H110ZM124 86V85H123ZM147 86V85H146ZM145 86V87H146ZM153 86V85H152ZM160 86V85H158ZM2 87V86H0ZM6 87V85H5ZM8 87V86H7ZM28 87V86H27ZM31 87V88H30ZM36 87V86H35ZM56 87V85L54 86ZM77 87V86H76ZM109 87V86H108ZM125 87V86H124ZM141 87V86H140ZM156 86H154L155 88ZM168 87V86H167ZM229 87V86H228ZM3 88V87H2ZM10 88V87H9ZM94 88V87H91ZM96 88V85H95ZM94 88V89H95ZM104 88V87H103ZM113 88V87H112ZM120 88V87H119ZM197 88V87H196ZM220 88V87H219ZM223 88V87H222ZM221 88V89H222ZM8 89V88H7ZM11 89V88H10ZM38 89V88H37ZM46 89V88H45ZM44 89V90H45ZM56 89V88H55ZM54 89V91H55ZM63 89V88H61ZM77 89V88H76ZM142 89V87H141ZM150 89V88H149ZM177 89V88H176ZM188 89V88H187ZM220 89V90H221ZM90 90V89H89ZM104 90V89H103ZM109 90V88H108ZM137 90V89H136ZM146 91V89H144ZM153 91L155 89H152ZM186 90V89H184ZM225 90V89H224ZM57 91V90H56ZM81 91V89H80ZM94 91V90H93ZM113 91V90H112ZM116 91V90H115ZM114 91V92H115ZM123 91V90H122ZM130 91V90H129ZM144 91V92H145ZM181 91V90H180ZM194 92V90H192ZM191 91V92H192ZM223 91V90H222ZM6 92V91H5ZM8 92V91H7ZM11 92V90L9 91ZM78 92V91H77ZM99 92V91H98ZM105 92V90H104ZM109 92V91H108ZM117 92V91H116ZM126 92H128V90H126ZM140 92V91H139ZM189 92V91H188ZM82 93V92H81ZM101 93V92H100ZM107 93V91H106ZM157 93V92H156ZM170 93V92H169ZM168 93V94H169ZM183 93V92H182ZM181 93V94H182ZM55 94V92H54ZM63 94V93H62ZM96 94V93H95ZM103 94V92H102ZM114 94V93H113ZM174 94V92H173ZM176 94V91H175ZM174 94V95H175ZM46 95V94H45ZM81 95V94H80ZM99 95V93H98ZM111 95V94H109ZM131 95V94H130ZM140 95V94H139ZM177 95V94H176ZM228 95V94H227ZM2 96V94H1ZM16 96V98H15ZM88 96V95H87ZM104 96V95H103ZM108 96V95H107ZM141 96V95H140ZM171 96V95H170ZM219 96V95H218ZM226 96V95H225ZM222 96V98H228L229 96L231 97V95H229L228 97L226 96ZM13 97V98H12ZM72 97V96H71ZM70 97V98H71ZM79 97V96H78ZM82 97V96H81ZM85 97V96H84ZM83 97V98H84ZM98 97V96H96ZM139 97V96H137ZM233 97V96H232ZM231 97V98H232ZM95 98V97H94ZM104 98V97H103ZM135 98V97H134ZM142 98V97H141ZM149 97H147L148 99ZM155 98V97H154ZM162 98V97H161ZM166 98V97H165ZM180 98V97H179ZM223 98V100H224ZM5 99V98H4ZM39 99V97H38ZM91 99V98H90ZM93 99V98H92ZM144 99V98H143ZM142 99V100H143ZM151 99V98H150ZM174 99H176L174 97ZM190 99H193L190 98ZM189 99V100H190ZM220 99V98H219ZM23 100V99H22ZM35 100V99H33ZM61 100V99H59ZM81 100V99H80ZM101 100V99H100ZM163 100V99H162ZM196 100V99H195ZM194 100V101H195ZM227 100V99H225ZM146 101V99H145ZM157 101V100H156ZM160 101V100H159ZM178 101V100H177ZM207 101V100H206ZM32 102V101H31ZM59 102V101H58ZM62 102V100H61ZM60 102V103H61ZM70 102V101H69ZM94 102V101H93ZM144 102V101H143ZM150 102H154L153 100ZM149 102V103H150ZM193 102V101H192ZM229 102V101H228ZM54 103V102H53ZM71 103V102H70ZM89 103V102H88ZM96 103V102H95ZM101 103V102H100ZM104 103V102H103ZM146 103V102H145ZM161 103V102H160ZM164 103V102H163ZM171 102L169 101L168 104H170ZM10 104V103H9ZM25 104V103H24ZM65 104V103H64ZM63 104V105H64ZM147 104V103H146ZM154 104V103H153ZM159 104V103H158ZM157 104V105H158ZM172 104V103H171ZM192 104V103H191ZM190 104V105H191ZM222 104V102H221ZM8 105V104H7ZM100 105V104H99ZM98 105V106H99ZM162 105V103H161ZM175 105V104H174ZM182 105V104H181ZM203 105V104H202ZM103 106V105H102ZM138 106V105H137ZM195 106V105H194ZM101 107V106H100ZM99 107V108H100ZM147 107V106H146ZM158 107V106H157ZM165 107V106H164ZM168 107L170 108V106L168 105ZM172 107V106H171ZM174 107V106H173ZM180 107V106H179ZM186 107V106H184ZM193 107V106H192ZM189 107V108H192ZM225 107V106H224ZM232 107V106H231ZM55 108V107H54ZM57 108V107H56ZM156 108V107H155ZM167 108V106H166ZM198 108V107H196ZM209 108V107H208ZM221 108V107H220ZM52 109V108H50ZM103 109V108H102ZM142 109V107H141ZM146 109V108H145ZM144 109V110H145ZM153 109V108H152ZM176 109V108H175ZM180 109V108H179ZM223 109V108H222ZM246 109V108H245ZM244 109V110H245ZM157 109H155V113ZM182 110V109H181ZM196 110V109H195ZM232 110V109H231ZM230 110V111H231ZM243 110V112H245ZM52 112V110H50ZM105 111V110H104ZM107 111V110H106ZM142 111V110H140ZM152 111V112H154ZM219 111V110H217ZM229 111V110H228ZM9 110L6 109V107L0 102V118H3L6 113H8ZM55 112V111H54ZM100 112V111H99ZM175 112V111H174ZM181 112V111H180ZM188 112V111H187ZM186 112V113H187ZM191 112V111H190ZM194 112V111H192ZM208 112V111H207ZM221 112V111H220ZM234 112V111H233ZM248 112V111H246ZM97 113V112H96ZM161 113V112H160ZM222 113V112H221ZM250 113V112H249ZM148 114V113H147ZM154 114V113H153ZM163 114V113H162ZM171 114V113H170ZM169 114V116H170ZM180 114V113H179ZM182 114V112H181ZM180 114V116H181ZM219 114V112H218ZM234 114V113H233ZM240 114V113H239ZM248 113H246L247 115ZM9 115V114H8ZM145 115V114H144ZM149 115V114H148ZM161 115V114H160ZM159 115V116H160ZM164 115V114H163ZM194 115V116H193ZM193 118L196 121H199L201 119H205L206 118V112L203 109H200L198 111L195 112V114H193ZM211 115V114H210ZM231 115V113H230ZM235 115V114H234ZM241 115V114H240ZM147 116V115H146ZM156 116V114H155ZM191 116V114H190ZM208 116V115H207ZM229 116V113L225 114V117ZM9 117V116H8ZM7 117V118H8ZM97 117V115H96ZM152 116H150L151 118ZM161 117V116H160ZM166 117V115H165ZM173 118H175L174 116H172ZM183 117V116H182ZM211 117V116H210ZM232 117V116H231ZM5 118V117H4ZM6 118V119H7ZM163 118V117H162ZM187 118H189L187 116ZM209 118V117H208ZM207 118V119H208ZM9 119V118H8ZM147 119V118H146ZM161 119V118H160ZM171 119V118H170ZM206 119V120H207ZM5 120V119H4ZM153 120V119H152ZM164 120V119H162ZM169 120V118H168ZM187 120V119H186ZM194 120V121H195ZM232 120V119H231ZM237 120V117L236 119ZM2 121V120H1ZM123 121H126V124L131 125L130 123H132V125H136L138 128L140 127V129L138 130L139 132H137L138 137H135V139H133V141H135L134 143H129L126 142L124 139H122V143H120V145L118 147H114L116 148L114 151L112 152H105V151H98V152H89L90 149L93 147L94 144H98L100 139H102V141L106 140L107 137V133L104 136V128L107 127V129H111L114 128L115 126L121 124ZM173 121V120H172ZM178 121V119L176 120ZM180 121V119H179ZM224 121V120H223ZM226 121V120H225ZM230 121V120H229ZM244 122L247 121L246 119L243 120ZM169 122V121H168ZM166 122V123H168ZM192 122V121H190ZM205 123V121H203ZM234 122V121H233ZM243 122V123H244ZM152 123V121H151ZM150 123V124H151ZM161 126V122H158ZM174 123V122H173ZM178 123V122H177ZM181 123V122H180ZM194 123V122H193ZM202 123V122H201ZM200 123V125H201ZM203 123V124H204ZM242 123V124H243ZM176 124V123H175ZM2 125V124H1ZM124 125V124H123ZM152 125V124H151ZM154 125V124H153ZM158 124H156L157 126ZM167 125V124H166ZM184 125V124H183ZM182 125V126H183ZM125 126V125H124ZM123 128L125 129L126 127ZM150 126V125H149ZM159 126V127H160ZM164 126V125H163ZM169 126V125H168ZM171 126V125H170ZM177 126V124H176ZM180 126V125H179ZM186 126V125H185ZM184 126V127H185ZM194 126V125H193ZM196 126V125H195ZM194 126V127H195ZM3 127V126H2ZM120 127V126H118ZM128 127V126H127ZM132 127V126H129ZM135 127V128H137ZM147 127V126H146ZM155 127V126H154ZM158 127V128H159ZM165 127V126H164ZM192 127V126H191ZM190 127V128H191ZM5 128V127H4ZM122 128V127H120ZM122 128V129H123ZM135 128L133 127V129L135 130ZM151 128V127H150ZM157 128V129H158ZM162 128V127H161ZM182 128V127H181ZM6 129V128H5ZM108 129V130H109ZM115 129V128H114ZM121 129V130H122ZM123 129V130H124ZM132 129V128H131ZM132 129V130H133ZM169 129V127H168ZM4 130V129H3ZM116 132H117V127H116ZM155 130V129H154ZM186 130V128H185ZM7 131V130H6ZM110 131V130H109ZM119 131V130H118ZM149 131H151L149 129ZM153 131V130H152ZM151 131V133H152ZM156 131V130H155ZM158 131V130H157ZM161 131V130H160ZM1 132V130H0ZM114 132V130L112 131ZM126 132V130H125ZM130 132V131H129ZM134 132V131H133ZM147 132V131H146ZM121 133V132H120ZM132 133V131H131ZM1 134V133H0ZM3 134V132H2ZM68 134V136L66 138L63 137V135ZM125 134V133H124ZM136 134V133H135ZM168 134V133H167ZM9 135V134H8ZM12 135V134H11ZM111 135V134H110ZM113 135H115L113 133ZM150 135V134H149ZM10 136V135H9ZM13 136V135H12ZM124 136V135H123ZM131 136V134H130ZM220 136V135H219ZM218 136V137H219ZM4 137V136H3ZM57 137H63L61 140L63 141L62 144H64V149L65 151L62 153L63 155L61 156L62 158H58V159H54L52 157V152H48V150L50 148H54L55 144L50 145V142L53 141L54 139L56 140ZM111 137V136H110ZM127 137V136H125ZM148 137V136H147ZM166 137V135H165ZM2 138V137H1ZM6 138V137H4ZM104 138V139H103ZM112 138V137H111ZM114 138V136H113ZM116 138V137H115ZM128 138V137H127ZM154 138V137H153ZM226 138V137H224ZM11 139V138H10ZM15 139V138H14ZM53 139V140H52ZM60 139V138H59ZM119 140V136L118 138H116ZM131 139V140H132ZM165 139V138H164ZM191 139V138H190ZM217 139V138H216ZM241 139V138H239ZM245 139V138H244ZM250 139V137L248 138ZM54 140V141H55ZM111 140V139H110ZM114 140V139H113ZM185 140V139H184ZM193 140V138H192ZM205 140V139H204ZM214 140V139H213ZM218 140V139H217ZM222 140V139H221ZM2 141H4L2 139ZM59 141V140H58ZM104 141L102 142L101 145H104ZM121 141V139H120ZM155 141V140H154ZM225 143L227 142L226 140H224ZM223 141V142H224ZM230 141V140H229ZM238 141V140H237ZM243 141V140H241ZM262 141V142H261ZM112 142V141H111ZM165 142V140H164ZM163 142V143H164ZM212 142V141H211ZM220 142V141H219ZM218 142V144H219ZM233 142V140H232ZM248 142V141H247ZM254 142V141H253ZM253 142H250L253 143ZM256 142V141H255ZM3 143V142H2ZM54 143V142H53ZM4 144V143H3ZM59 144V143H58ZM110 144V143H109ZM166 144V143H165ZM179 144V143H178ZM184 144V143H183ZM227 144V143H226ZM237 144V143H236ZM241 144V143H240ZM239 144V146H240ZM247 144V143H246ZM245 144V145H246ZM257 144V143H256ZM7 145V143H6ZM46 145L49 147L48 150H46ZM106 145V144H105ZM111 145V144H110ZM113 145V144H112ZM162 145V144H161ZM168 145V144H167ZM225 145V144H224ZM232 145V144H230ZM244 145V143H243ZM244 145V148L246 147ZM255 145V144H254ZM2 146V145H1ZM9 146V145H8ZM61 146V145H59ZM166 146V145H165ZM180 146V145H179ZM182 146V145H181ZM221 146V144H220ZM237 146V145H236ZM256 146V145H255ZM57 147V146H56ZM95 147V146H94ZM99 147V146H98ZM161 147V146H160ZM171 147V146H170ZM169 147V148H170ZM6 148V147H5ZM59 149V147H57ZM97 148V147H96ZM228 148V147H227ZM235 148V147H234ZM242 148V147H241ZM248 148V146H247ZM99 149V148H98ZM225 149V148H224ZM223 149V150H224ZM237 149V148H235ZM239 149V148H238ZM2 150V148H1ZM107 150V149H106ZM109 150V149H108ZM113 150V149H112ZM222 150V152H223ZM226 150V149H225ZM233 150V149H232ZM243 150V149H242ZM4 151V150H2ZM47 151V153H46ZM92 151V150H91ZM97 151V150H96ZM219 151V150H218ZM221 151V150H220ZM167 152V151H165ZM251 152V151H250ZM58 153V152H57ZM179 154V153H177ZM196 155V154H195ZM194 155V156H195ZM248 155V154H247ZM2 156V155H1ZM54 156V155H53ZM172 156V155H171ZM180 156V155H179ZM246 156V155H244ZM199 157V156H198ZM192 158V157H191ZM174 159V158H173ZM165 160V159H164ZM163 160V162H164ZM190 160V159H189ZM188 160V161H189ZM194 160V159H192ZM198 160V159H197ZM169 161V160H168ZM244 162V161H242ZM238 164V163H236ZM240 164V163H239ZM248 164V163H247ZM7 165V166H6ZM159 165V164H158ZM200 165V164H199ZM199 165H197L199 167ZM9 166V167H8ZM11 166V167H10ZM191 166V167H190ZM233 166V165H232ZM236 166V165H235ZM239 166V165H237ZM244 166V165H243ZM148 167V166H146ZM245 167V166H244ZM250 168V166H248ZM258 167H260V171L259 173H257V169ZM150 168V167H149ZM245 169L247 170V166L245 167ZM148 170V169H147ZM225 170V168H224ZM223 171V170H222ZM244 171V170H242ZM242 171H240L242 173ZM250 171V170H249ZM248 172V171H246ZM155 173V172H154ZM225 173V172H224ZM234 173V172H233ZM239 174V172L237 171L236 174ZM222 174V173H221ZM220 177H217L216 181H213V185H211V188H214L216 186H219L221 188L222 193H226V192H233V196L232 197H236L238 196L242 189H243V182L241 181H225L226 179L221 175ZM227 174V173H226ZM217 175V174H216ZM225 175V174H224ZM229 175V174H228ZM231 175L233 176V174H230L229 176L231 177ZM153 176V175H152ZM197 176V175H195ZM264 176V175H263ZM261 178V177H260ZM232 179V177H231ZM152 180V181H149ZM262 181V180H261ZM261 181H258L257 184V189L255 188L254 190H252V194L253 196L256 195H264V191L261 189ZM102 182V183H99ZM151 182V185L154 187L155 189V194L153 196H149V195H145L144 192V188L146 187V185ZM254 182V181H253ZM252 182V183H253ZM183 183V182H182ZM263 183V182H262ZM103 184V185H102ZM245 185V184H244ZM101 186V189L100 187ZM145 186V187H144ZM100 190H102L100 192ZM181 192V191H180ZM194 193V192H193ZM251 193V192H250ZM10 195V196H12ZM5 196V195H4ZM2 197V196H1ZM7 197V196H6ZM14 197V196H13ZM192 197V196H191ZM13 198V199H16ZM137 199V200H138ZM190 199V198H188ZM234 199V198H233ZM3 200V199H2ZM183 200V199H182ZM9 201V200H8ZM134 201V200H133ZM139 201V200H138ZM233 201V200H232ZM15 202V201H14ZM130 202V201H129ZM125 204V202H123ZM131 203V202H130ZM117 204H120L117 208ZM123 204V205H124ZM127 205V204H126ZM164 205V203H163ZM131 209L130 211L132 212V215L136 216V219H138L139 217L142 216V214L145 213V215L147 216L148 220L153 221V218L155 217V215H157V211L152 209V208H143L142 205L135 203V204H131ZM129 206V207H130ZM252 206V205H251ZM128 207V206H127ZM128 207V209H129ZM149 207V206H147ZM164 207V206H163ZM126 208V207H125ZM124 208V209H125ZM121 209V210H124ZM237 211V210H236ZM262 212L264 210H261ZM4 212V211H3ZM1 212L0 216L3 217L6 221V216L5 214ZM124 212V211H123ZM128 212V210H127ZM259 213L257 218H253L247 221H244L243 219L241 221H236L234 223H228L227 224V228L228 231H226L227 233H225L224 235H220L218 236L217 234H215V230L208 228V229H204L203 226L198 225L196 223H191V222H182V218H176L175 219V227L174 230H172L171 232H169L168 237L164 238L165 239V243L162 242L160 244V246L162 247L161 249H164V253H160L157 254V252H153L149 251L150 254L152 253V259H154L153 261L157 264H174L175 259L178 261V258L176 257L177 255H175V257H173L174 255H172V252L176 249L179 250H183L181 251L180 254L183 255V258H185V253L187 251L193 250V249H199L201 251V253L195 254L193 253L192 256L194 257H200L202 256H206L209 254H212L213 251H220L223 248L227 249V251L229 252V250H238L240 251V253L244 254V257H248V255L250 253H253L254 250V243L256 242V240L259 239L260 236H264V213ZM98 213V214H99ZM120 213V212H119ZM130 213V212H129ZM7 214V213H6ZM87 214V213H86ZM97 214V215H98ZM102 214V213H100ZM124 214V213H123ZM122 214V215H123ZM127 214V213H126ZM131 214V213H130ZM149 214V215H148ZM96 215V213H95ZM159 215V214H158ZM11 217V216H10ZM84 217V216H83ZM90 217V215H89ZM157 217V216H156ZM155 217V218H156ZM187 217V216H186ZM226 215H223V217H221L222 219L226 218ZM239 217V216H238ZM9 218V217H8ZM7 218V219H8ZM143 218V216H142ZM12 220V219H11ZM10 220V223H11ZM14 220V219H13ZM117 220V219H116ZM144 220V219H143ZM16 221V220H15ZM150 221V222H152ZM165 221V220H164ZM216 221V220H215ZM2 222V221H1ZM14 222V221H12ZM18 222V221H17ZM146 222V221H145ZM15 223V222H14ZM90 223V222H89ZM92 223V222H91ZM97 223V222H96ZM108 223V220H107ZM112 223V222H110ZM135 223V222H134ZM148 223V222H146ZM156 222H154L155 224ZM218 223V222H217ZM17 224V223H16ZM20 224V223H19ZM84 224V223H83ZM98 224V223H97ZM101 224V223H100ZM99 224V226H100ZM109 224V223H108ZM106 224V225H108ZM113 224H115L113 222ZM136 224V223H135ZM139 224V223H138ZM149 224V223H148ZM168 224V223H167ZM8 225V224H7ZM12 225V224H10ZM90 225V224H89ZM93 225V223H92ZM120 225V224H119ZM132 225V224H131ZM153 225V224H151ZM18 226V225H17ZM20 226V225H19ZM18 226V227H19ZM102 226V225H101ZM129 226V231L128 233L130 234V236L132 237L133 234L131 235V233L134 231V228H136L134 226ZM148 226V225H147ZM159 226V225H158ZM177 226H179V228H177ZM9 226H3V231L5 232V230L8 229ZM91 227V226H88ZM94 229V226H92ZM98 227V226H97ZM152 227V226H151ZM150 227V228H151ZM164 227V226H163ZM209 227V226H208ZM7 228V229H6ZM22 227H20L21 229ZM85 228V227H84ZM100 228V227H99ZM108 228V227H107ZM147 228V227H146ZM145 228V229H146ZM82 229V228H81ZM91 229V228H90ZM91 229V231H92ZM101 229V228H100ZM99 229V230H100ZM103 229V228H102ZM106 229V228H104ZM127 229V230H128ZM137 229V228H136ZM49 230V229H48ZM95 230V229H94ZM96 230H98L96 228ZM150 230V229H148ZM20 231V230H19ZM24 231V230H23ZM52 231V230H51ZM55 231V229H54ZM86 231V228H85ZM84 231V232H85ZM126 231V230H125ZM162 231V230H161ZM225 231V230H224ZM22 232V231H21ZM48 232V231H47ZM83 232V231H82ZM87 232H89L87 230ZM99 232V231H98ZM137 232V231H136ZM143 232V231H142ZM145 232V231H144ZM2 233V232H1ZM9 233V232H7ZM80 233V232H77ZM141 233V232H140ZM161 233V232H160ZM163 233V232H162ZM161 233V234H162ZM3 234V233H2ZM2 234H0L2 236ZM6 234V233H4ZM21 234V233H19ZM65 234V233H64ZM67 234V233H66ZM94 234V233H93ZM138 234V232H137ZM25 235V234H23ZM78 235V234H77ZM95 235V234H94ZM157 235V234H156ZM8 236V235H7ZM21 236V235H20ZM26 236H28L26 234ZM86 236V235H85ZM90 236V235H89ZM137 236V235H136ZM6 237V235H5ZM25 237V236H24ZM81 237V235H80ZM135 237V236H134ZM3 238V236H2ZM8 238V237H7ZM9 239V238H8ZM7 239V240H8ZM20 239V238H19ZM25 239V238H24ZM29 239V238H28ZM44 239V238H43ZM42 239V240H43ZM125 239V238H124ZM123 239V240H124ZM137 239V237H136ZM136 239H134L136 241ZM262 239V238H261ZM3 240V239H2ZM5 240V239H4ZM3 240V241H4ZM15 240V239H14ZM23 240V238L20 240V242H17V245L15 243V247L16 248V252L14 254H12L7 262V264H91V258L92 257H100L102 256L103 252L101 247L98 246H78V247H68V246H61V247H51V246H46L43 245L41 247H36L31 245V243L33 242H29V243H24L21 242ZM32 240V238H31ZM30 240V241H31ZM133 240V241H134ZM139 240V239H138ZM137 240V242H139ZM29 241V240H27ZM132 241V240H131ZM263 241V240H261ZM41 242V241H39ZM126 242V241H125ZM129 242V241H128ZM2 243V242H1ZM4 243H6L4 241ZM38 243V242H37ZM34 244V243H33ZM36 244V243H35ZM118 244V243H117ZM132 244V242L130 243ZM129 243L125 244V243H121L119 245H115L113 247V249H120L121 251H123V258L121 263L122 264H149L150 261H148L147 259H145L142 255V257L140 258V255L135 251L136 249L134 247H132ZM261 244V243H260ZM259 244V248L262 246L264 247V241L262 242V244ZM4 245V244H3ZM101 245V244H100ZM1 246V244H0ZM159 246V244H158ZM5 247V246H3ZM7 243H6V249L7 248ZM137 248V247H136ZM156 248V247H155ZM258 248V249H259ZM4 249V248H3ZM93 249H99L97 252H95ZM135 249V250H134ZM141 249V248H140ZM255 250L256 247L254 248ZM263 249V248H262ZM49 250V251H48ZM143 250V249H141ZM253 250V252H252ZM264 251V250H263ZM7 252V251H6ZM118 252V251H117ZM141 252V251H140ZM194 252V251H193ZM12 253V252H11ZM116 253V252H114ZM122 253V252H121ZM159 253V252H158ZM192 253V252H191ZM189 253V254H191ZM227 253V252H226ZM237 254V252H235ZM239 253V252H238ZM255 253H257L255 251ZM5 254V253H4ZM95 254V255H93ZM142 254V253H140ZM188 254V253H187ZM234 254V253H233ZM235 254V255H236ZM254 254V253H253ZM119 255V254H118ZM145 255V254H144ZM179 255V254H178ZM182 255H180L182 257ZM238 255V254H237ZM240 255V254H239ZM238 255V256H239ZM264 255V254H262ZM114 256V255H113ZM189 256V255H188ZM191 256V257H192ZM201 256V257H202ZM187 257V256H186ZM190 257V258H191ZM194 257V258H195ZM225 257V256H224ZM242 257V256H240ZM243 257V258H244ZM264 257V256H263ZM4 258V257H3ZM114 258H116L114 256ZM140 258V259H139ZM216 258V257H215ZM214 258V259H215ZM220 258V257H218ZM237 258V257H236ZM186 260H188L187 258H185ZM185 259L184 262H185ZM193 259V258H192ZM207 259V258H206ZM217 259V258H216ZM232 259V257H231ZM238 259V258H237ZM151 260V259H150ZM209 260V259H207ZM239 260V259H238ZM261 260V258H260ZM2 261V260H1ZM95 261H100V259L98 258ZM115 261V260H114ZM181 260L179 259V262ZM200 261V259H196V263L199 264L198 262ZM212 261V260H211ZM222 261V260H221ZM233 261V260H232ZM231 261V262H232ZM264 261V259H263ZM153 262V263H154ZM217 262V261H216ZM234 262V261H233ZM232 262V263H233ZM236 262V261H235ZM244 262V261H243ZM259 262V260H258ZM257 262V263H258ZM152 263V264H153ZM186 263V262H185ZM209 263V262H208ZM238 263V262H237ZM236 263V264H237ZM246 263V262H245ZM256 263V262H255ZM256 263V264H257ZM98 264V263H97ZM187 264V263H186ZM188 264H194V262H190ZM201 264V263H200ZM214 264V263H213ZM235 264V263H234ZM242 264V263H241ZM249 264V263H247ZM261 264V263H260Z\"/></svg>", "mask_w": 264, "mask_h": 264}]
</instances>
